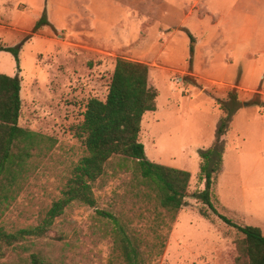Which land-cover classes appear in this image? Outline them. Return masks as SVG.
<instances>
[{"label": "rangeland", "instance_id": "rangeland-1", "mask_svg": "<svg viewBox=\"0 0 264 264\" xmlns=\"http://www.w3.org/2000/svg\"><path fill=\"white\" fill-rule=\"evenodd\" d=\"M109 1L111 8L123 7L125 16L116 11L99 17L127 27L133 35L127 43L96 45V50L66 45L50 24L39 27L51 35L50 41L0 27V43L18 48V62L11 52L0 50V73L19 77L18 123L35 133L14 179L0 182V228L14 232L38 225L61 196L73 166L85 154L79 129L85 104L91 97L104 100L116 58L148 66L156 108L143 114L139 140L150 161L190 172L184 204L177 212L162 207L140 183L136 161L114 156L92 182L94 206L73 202L42 236H26L14 247L1 245L0 264H30L32 253L51 264H128L124 246L134 250L137 264H233L234 240L240 234L192 193L204 187L197 177L199 151L216 142L218 100L235 90L240 104H247L236 109L222 136L223 164L211 187L212 201L219 213L264 234V105L254 101L261 96L240 89L239 77L209 76L205 61H193L186 28L176 26L181 14L157 9L159 0ZM144 3L147 19L137 11ZM0 4L9 11L0 13V24L34 27L52 11L54 21L67 29L66 15L82 17L98 0ZM140 31L141 38L136 36ZM256 80V86L263 83Z\"/></svg>", "mask_w": 264, "mask_h": 264}, {"label": "trees", "instance_id": "trees-1", "mask_svg": "<svg viewBox=\"0 0 264 264\" xmlns=\"http://www.w3.org/2000/svg\"><path fill=\"white\" fill-rule=\"evenodd\" d=\"M43 24H48L45 16L38 19L33 31ZM186 33L191 40L187 30ZM0 50L11 52L18 62V48L0 43ZM20 87L18 76L0 73V182L4 178L10 181L14 179L16 169L28 156V147L35 135L18 123ZM156 96V91L148 83V66L145 63L116 58L104 100L91 97L85 104L79 125L85 154L73 166L61 196L52 202L38 225L14 232H6L0 228V246L14 247L26 236H42L55 218L63 214L65 208L73 202L94 206L92 182L103 173L104 165L114 156L135 160L140 183L148 187L162 207L177 212L187 196L190 172L150 161L146 158L144 145L139 140L143 114L155 110ZM254 101L259 103L257 98ZM218 102L221 116L216 130V142L213 147L199 151L197 177L203 181L204 187L193 192L192 197L200 200L213 214L240 234L234 240L236 253L233 264H264V234L261 229L248 224L240 225L219 213L213 205L211 187L223 164L222 136L227 132L233 114L241 105L235 90H229L226 99ZM199 212L208 217L205 210L201 209ZM123 254L128 264H137L134 250L131 252L124 246ZM30 264L51 263L32 253Z\"/></svg>", "mask_w": 264, "mask_h": 264}, {"label": "crops", "instance_id": "crops-1", "mask_svg": "<svg viewBox=\"0 0 264 264\" xmlns=\"http://www.w3.org/2000/svg\"><path fill=\"white\" fill-rule=\"evenodd\" d=\"M144 4L136 9L139 18L147 17L145 14L148 8ZM0 7L3 9L0 13L9 15L7 4H0ZM26 9L24 7L22 11ZM121 9L123 7L111 8L109 0H98L97 5L82 12V17L78 13L66 15L64 24L67 29H63L60 22L54 21L56 15L52 11L48 13L47 21L55 31L61 33L60 39L66 45L88 46L99 50L96 45L127 43L133 36L127 27L120 28L99 17L101 13L114 14L118 11L120 18H123L126 12ZM157 9L181 14L176 26L186 28L190 34L192 39L188 38V41L189 47L192 46L191 58L193 61H205L203 65L209 76L239 77L238 87L246 90L245 93L260 95L259 102L264 104V0H159ZM127 18L130 19V16ZM0 19L3 17L0 16ZM87 21L89 24L84 23ZM0 27H10L29 37L52 39L51 35L42 34L40 28L33 31L30 25L19 27L0 24ZM123 29L127 32L126 37ZM136 36L141 38L142 31ZM256 78H260L263 83L256 86ZM241 103V106L247 104Z\"/></svg>", "mask_w": 264, "mask_h": 264}]
</instances>
